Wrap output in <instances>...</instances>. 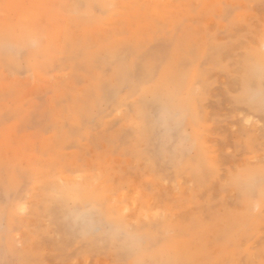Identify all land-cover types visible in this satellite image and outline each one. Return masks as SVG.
<instances>
[{"label": "rangeland", "instance_id": "1", "mask_svg": "<svg viewBox=\"0 0 264 264\" xmlns=\"http://www.w3.org/2000/svg\"><path fill=\"white\" fill-rule=\"evenodd\" d=\"M69 1L0 0V264H264V0Z\"/></svg>", "mask_w": 264, "mask_h": 264}, {"label": "bare ground", "instance_id": "2", "mask_svg": "<svg viewBox=\"0 0 264 264\" xmlns=\"http://www.w3.org/2000/svg\"><path fill=\"white\" fill-rule=\"evenodd\" d=\"M90 0H82V2L83 3H88ZM94 1H96V0H94ZM100 1V3H102V4H105V2H104V0H97L96 2H99ZM135 1V0H134ZM37 2L39 3V5H40V7L41 8H44V10H45V12H46V14H48V13H50L51 11H54L57 15H61L62 17H66V18H70V21L74 24V25H76V26H78V28H79V30L81 31V33L84 35L83 37L85 38H88L87 36V33H86V31L85 30H87L88 29V25L87 26H83L81 23H79V22H75V21H77V20H75V21H73L72 20V17L73 16H75L76 15V18H78L79 19V17H78V13L80 12V7H77L78 5H76V3H73V2H70L69 0H37ZM52 2H53V4H52ZM64 3H66V5H64ZM125 2H123V4H124ZM133 3H135V2H133ZM120 3H118V5H119ZM122 4V5H123ZM132 4V3H131ZM51 6V7H48V8H46V6ZM122 5H119L120 7L122 6ZM129 5H130V3H129ZM104 6V5H103ZM118 7V6H117ZM131 7V6H130ZM119 8V7H118ZM120 9V8H119ZM123 9H125V8H123ZM126 9H128V8H126ZM130 10V9H129ZM45 12H44V14H45ZM132 13V12H131ZM137 13V11L135 12V14ZM134 13H133V16L135 15ZM133 16H132V18H133ZM136 16V15H135ZM131 18V17H130ZM136 18H138V17H136ZM137 20H141L140 18L139 19H137ZM137 20H136V22H137ZM133 21H135V20H133ZM143 22V21H142ZM131 23V22H130ZM134 23V22H133ZM132 24V23H131ZM134 25V24H133ZM135 26V25H134ZM147 27V26H146ZM93 30V29H92ZM89 32V31H88ZM92 32V31H91ZM90 33V32H89ZM33 36L34 35H32L31 36V38L33 39ZM1 41L2 42H0V49L1 50H5V46L7 47V45H10V44H12V45H14V46H16L17 48H21V47H24V46H27V47H30V37L29 36H27V34H25V32H22V31H20V33L19 34H17L16 35V33H12V34H10V33H8V32H5V37H2L1 38ZM9 43V44H7V43ZM263 44H264V41H263ZM13 46V47H14ZM47 48H50V47H47ZM31 50V49H30ZM29 54H31V51L29 52ZM254 57V56H253ZM250 58H251V55H250ZM253 60H255L256 59V55H255V57L254 58H252ZM261 67H262V65H261ZM254 70V69H253ZM258 71V70H257ZM257 71H255L254 70V72H256V73H258ZM252 73H253V71H252ZM251 74V73H250ZM248 92H249V95H248ZM250 91H249V89L246 87V88H244V90H243V99L244 100H246V99H248V96H250ZM253 94H254V92H252ZM249 102H250V104H251V106H254V102L252 101V100H249ZM191 110V109H190ZM250 117H247V120H245L246 122H249L248 121V119H249ZM2 134H3V132L1 131V133H0V138L1 137H3L2 136ZM3 163V162H2ZM0 166H1V164H0ZM78 178V177H77ZM60 195L59 196H62V198H64V197H69V198H76V196H77V194H79V191H68V192H66V191H62V192H58ZM82 196V195H81ZM54 198H56V197H54ZM60 198V197H59ZM89 200H91V199H89ZM135 200H136V198L134 199L133 198V201H132V206L131 207H136L135 205H136V202H135ZM91 201H93V203H95L94 201H96V200H91ZM98 201V200H97ZM96 208V205L95 206H93V209H95ZM254 208H257V206H254ZM14 209H15V211L17 212V213H23V212H25L26 211V207L22 204V203H19V202H17V204L15 205V207H14Z\"/></svg>", "mask_w": 264, "mask_h": 264}, {"label": "snow or ice", "instance_id": "3", "mask_svg": "<svg viewBox=\"0 0 264 264\" xmlns=\"http://www.w3.org/2000/svg\"><path fill=\"white\" fill-rule=\"evenodd\" d=\"M254 99V97H253ZM259 102L261 104L262 110H264V92L261 93L260 97H259Z\"/></svg>", "mask_w": 264, "mask_h": 264}]
</instances>
